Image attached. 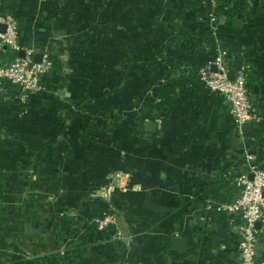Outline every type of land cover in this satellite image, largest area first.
Here are the masks:
<instances>
[{
	"label": "crops",
	"instance_id": "obj_1",
	"mask_svg": "<svg viewBox=\"0 0 264 264\" xmlns=\"http://www.w3.org/2000/svg\"><path fill=\"white\" fill-rule=\"evenodd\" d=\"M182 1L2 0L20 44L55 65L26 103L0 94V264L236 263L227 232L208 247L219 225L205 205L220 199L217 183L232 196L225 175L247 146L264 164V0H249L253 17L221 34L195 18L197 5L181 15ZM210 35L232 72L247 66L257 136V123L252 135L237 129L229 102L199 75L161 112L143 105L185 66L212 60ZM139 109L150 116L142 131ZM109 212L118 228L99 231ZM238 220L222 224L233 232ZM174 236L189 239L188 253L171 254Z\"/></svg>",
	"mask_w": 264,
	"mask_h": 264
},
{
	"label": "built area",
	"instance_id": "obj_2",
	"mask_svg": "<svg viewBox=\"0 0 264 264\" xmlns=\"http://www.w3.org/2000/svg\"><path fill=\"white\" fill-rule=\"evenodd\" d=\"M220 2L221 0H218L219 4ZM207 4L211 6V20L215 22V14L218 13L219 17L223 11L217 7V0H208ZM218 22L219 19L215 23ZM0 24L6 26L5 32H0V94H4L8 99L26 103L28 99L42 92L45 86L44 77L53 70L55 64L44 54L41 61H36L35 55L39 51L35 47L25 48L20 44L19 22L12 13L4 9L2 0ZM6 48L16 53L11 61L4 59ZM21 50L25 51V56H20ZM213 66L216 70H213ZM231 73L226 62V51H218L209 66L200 70L199 79L211 92L225 97L231 106L237 129L242 132L245 124H255L261 117L255 111L244 67L236 72V76ZM156 121L158 125L162 123L160 118ZM259 158L247 146L241 155L240 165L234 166L225 175L240 189L239 195L234 198L209 199L205 205L211 219L214 210L239 217L238 222L234 224L235 232L228 230L224 239L226 250H230L233 244L237 248L238 259L235 264H264V245L261 246L264 233V169L260 168ZM258 222L260 227H257ZM96 224L99 231H104L110 227L118 228L119 222L117 216L109 212L98 217ZM212 225L211 222L210 226ZM115 230L120 237L121 232Z\"/></svg>",
	"mask_w": 264,
	"mask_h": 264
},
{
	"label": "trees",
	"instance_id": "obj_3",
	"mask_svg": "<svg viewBox=\"0 0 264 264\" xmlns=\"http://www.w3.org/2000/svg\"><path fill=\"white\" fill-rule=\"evenodd\" d=\"M202 1L203 0H192L189 4L183 5L181 8L180 14L181 15L185 14L187 11H189L191 8H193L195 5H197L199 2H202ZM248 2H249V0H238V7H240V9L246 10L247 8H249ZM219 8L222 9L223 11L225 9L224 5H220ZM229 13H232V12H229ZM207 43L209 46L215 47L211 35H210V42H207ZM4 56H5L4 57L5 61H11L16 56V53H14L10 48H6ZM183 71H184V73L185 72L186 73L182 74L178 78L175 77V78L171 79L167 84H164L160 89H158L155 92L154 98L152 100H150V107L154 111L161 112L162 109L164 108L165 101L168 98H170V96H172L178 88L184 87V85H186L189 82L191 77H193L195 75H199V73H200V69H198L196 67H190L188 65L185 66ZM232 71L233 70H231V72ZM231 74L233 76H236L237 73L232 72ZM247 85H248V89H249V87H250V89L252 88L250 86V83H248ZM250 92H251V90H250ZM251 95H252V92H251ZM254 108H255V106H254ZM257 124H258V128L256 130V136L259 135L258 132L261 130L259 128H261V126H263L261 121L257 122ZM231 188H232L231 189L232 196H230V198L231 197L232 198L237 197L240 193V191H239L240 189L237 186H235L234 184H231ZM222 189H223V186H219L218 183L215 184L211 190L212 197L223 198V199L227 198V197H224V193L221 192ZM227 216H228V214H225L223 212H219L216 210L213 211V218L212 219L214 222H216L219 225V230H217L216 232H212V234H208L206 241H207V245L209 248L212 247L213 240L216 236H220L222 238V237H224L225 233L228 232V227L222 224L227 220ZM171 254L174 256H177V253L171 252Z\"/></svg>",
	"mask_w": 264,
	"mask_h": 264
},
{
	"label": "rangeland",
	"instance_id": "obj_4",
	"mask_svg": "<svg viewBox=\"0 0 264 264\" xmlns=\"http://www.w3.org/2000/svg\"><path fill=\"white\" fill-rule=\"evenodd\" d=\"M191 1L192 0H183L182 3L184 5H186V4H189ZM172 2H174V0H159V3L163 7L168 6L167 7L168 9H169V7L171 8ZM207 2H208V0H207ZM207 2H206V0H203L202 2H199L197 4L198 9H200L199 10L200 14H199V16L198 15H194V16L198 20L203 21L207 26H209V28H212L215 33L221 34V32L227 31V28H229L228 26L234 25V23L236 22L237 19L244 20L247 18L251 19V17H253V15H249L250 12H249L248 8L246 10H243V9H240V7H238V0H221L220 4L218 3V0H217V7L220 5H224L225 9H224V11L221 9L223 12H222V14L219 15V17H218V13L215 14L217 17V20L215 22H217L219 19V22L215 23L214 21L211 20L212 19V13L210 12L211 6H209L207 4ZM228 11L232 12V13H229ZM201 12H203V13H201ZM161 15H162V17L165 16V14H163V13ZM213 43H214V45L216 44L215 41H213ZM213 47L214 46L208 45L206 48L213 50L215 53H217L218 51H226L227 52L226 57L228 56V51L225 48H222L221 46H218L217 44L215 45L214 48ZM213 57H214V54H213ZM213 57H212V59H213ZM226 62H227V58H226ZM209 64H210V61L207 62L203 68H207L209 66ZM227 66H228V64H227ZM242 66L247 71V66L245 64H243ZM150 100H152V98H151V95L149 93V96L147 97V99L145 98V101L143 102L145 109H146V106H150ZM11 101L15 102V100H11ZM140 111H141V109L138 110L137 118L139 119V124L141 123V126L139 125L138 128L140 129V131H142L141 129H143L144 122L146 121L147 118H150V116H148V114L142 115ZM109 119H111V118H109ZM113 119L115 120V117ZM132 119H134V117ZM2 261H3V259H0V262H2ZM129 263L131 264L133 262H129Z\"/></svg>",
	"mask_w": 264,
	"mask_h": 264
},
{
	"label": "water",
	"instance_id": "obj_5",
	"mask_svg": "<svg viewBox=\"0 0 264 264\" xmlns=\"http://www.w3.org/2000/svg\"><path fill=\"white\" fill-rule=\"evenodd\" d=\"M6 26L3 24H0V32H5ZM20 56H25V51L21 50L20 51ZM35 60L36 61H41L42 60V54L37 53L35 55ZM213 70H216V67L213 66ZM146 130L149 132H156L157 130V124L154 121L148 122L146 124ZM242 132L244 135H252L254 132V126L252 123L245 124L242 127ZM260 168L264 169V164L260 166ZM251 177H253V174H251ZM257 227H260V223H257ZM220 237H216L213 243L214 248H218L220 246ZM189 239L185 236H174L171 239V251L176 252V253H188L189 251Z\"/></svg>",
	"mask_w": 264,
	"mask_h": 264
}]
</instances>
